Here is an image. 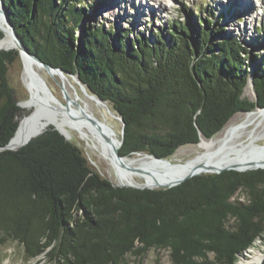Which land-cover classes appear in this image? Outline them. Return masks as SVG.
I'll use <instances>...</instances> for the list:
<instances>
[{"label":"trees","instance_id":"16d2710c","mask_svg":"<svg viewBox=\"0 0 264 264\" xmlns=\"http://www.w3.org/2000/svg\"><path fill=\"white\" fill-rule=\"evenodd\" d=\"M4 2L31 52L78 74L123 118V156L170 158L179 147L197 143L200 131L212 138L236 113L264 107V67L253 75L257 98H245L248 50L234 37L214 40L222 30L207 20L199 19L196 30L170 23L154 41L104 22L88 24L78 35L88 10L99 3ZM18 57L17 49L0 51V146L14 136L23 112L9 81ZM260 239L264 168L138 189L114 184L83 148L52 127L17 150L0 151V246L17 241L28 260L123 264L128 255L166 249L171 264H238Z\"/></svg>","mask_w":264,"mask_h":264},{"label":"rangeland","instance_id":"374dc122","mask_svg":"<svg viewBox=\"0 0 264 264\" xmlns=\"http://www.w3.org/2000/svg\"><path fill=\"white\" fill-rule=\"evenodd\" d=\"M90 1L94 5H97L98 3L99 5L93 11L88 10L90 16L87 21L82 22V25L77 32L78 35L82 34L86 25L104 22L106 27L112 26L116 28H130V31H132L130 35L131 37H134L139 32H143L148 37H151L152 41H154L155 34L159 32H164L165 35L167 34L170 23L176 22V24L178 25H184L187 23L193 30H196V28H199L200 26L198 23L199 19L207 20L208 23L210 22L212 28H214L215 30H222V33L220 35L213 38L214 40L234 37L241 41L242 46L247 48L248 51L245 54L247 60L245 61L244 68L248 71V82L245 85L243 96L250 100H255L257 98L253 75L255 71H258L259 69L264 67V0ZM250 6L251 8L249 10ZM23 71L24 65L22 62V58H20L19 56L9 68V81L11 86L15 89L16 97L20 100H25L29 98V91L31 93V96L32 93L38 95L39 93L43 94V92L37 89L35 83H28L25 81V79L23 78ZM40 74L44 79L47 80V83L52 92L59 99L64 101L62 87L56 81V79L54 77H51L45 69L40 70ZM58 79L63 85L64 90L67 91V93L70 91L72 97H76V93L78 95L84 94V92L81 90L80 85L72 76L65 75L64 78L58 76ZM23 109L24 111L21 114L20 118H22L24 114L30 112L26 108ZM92 111L104 125L108 124L116 131L117 137H120L122 135L123 123L120 119L108 113L104 107L93 105ZM241 113L244 112H238L235 115ZM261 130L263 138L259 140L258 143L264 146V119L261 123ZM220 132H218L216 135H218ZM67 134H69L71 141L83 148L91 164L99 172H101L102 175L109 178L114 184H118L117 176L113 171V168L110 167L109 161L102 156L99 149L97 151L96 148L91 147L88 141L83 139L80 133L76 130H71V132ZM196 144L183 145L179 147L176 152L179 149L184 150L185 152L182 153L181 158L183 161H187L190 157L195 155L192 148L195 149ZM245 165L248 164L245 163L242 166ZM239 196L241 198L245 197L243 192H240ZM248 250L240 255L238 264H247V261L250 257ZM258 250L264 252L263 239L256 241L255 245L250 248V251ZM0 264L52 263L45 259L41 261L36 259L28 260L25 255L24 246L17 241H12L3 246H0ZM123 264H171V260L168 250L150 249L142 258L135 255H128L126 262ZM255 264H264V259L261 260L260 263Z\"/></svg>","mask_w":264,"mask_h":264},{"label":"bare ground","instance_id":"6f19581e","mask_svg":"<svg viewBox=\"0 0 264 264\" xmlns=\"http://www.w3.org/2000/svg\"><path fill=\"white\" fill-rule=\"evenodd\" d=\"M0 28L5 32L4 38L0 42V47H13L10 27L5 22L1 13ZM20 58H22L24 64L23 78L28 83H35L37 89L42 92L35 82L31 68L37 69L38 72L43 68L39 66L36 68V64L25 53L20 55ZM55 74L58 73L55 72ZM68 93L71 99L69 103L54 102L48 98L46 93H39V95L32 93L30 98L22 101V107L30 111L22 119L23 137L34 135L53 125L65 133L76 130L83 139L88 141L91 147L96 148L97 151L99 149L102 156L109 161L119 184H150L156 179H163L162 177L165 173H169L170 176L179 177L193 167H199L200 169L221 168L237 164L239 167L244 168L264 165V146L258 143L263 138L261 130V123L264 119L263 108L258 107L252 111L237 114L215 137L211 139L202 137L196 144V148H192L195 155L187 161H183L181 158L182 153L185 151L179 149L174 153L171 162L186 165L177 167L178 171H175V169H170L163 162L155 161L152 156L146 153L136 154L132 157L127 156L123 160H119L114 155V146L118 144L116 131L112 128L113 131L110 132L103 126L104 133L110 138V140H107L98 127L92 124L86 116L88 114L96 117L92 111V106L97 105L106 108V104L101 102L97 97L85 92L83 95L76 93V97H72L70 91ZM72 101L77 102L79 106L74 105ZM47 103L49 106L52 104L55 108H41ZM19 139L20 136H18L16 142ZM245 163L248 165L242 166ZM248 253L250 257L247 264L260 263L264 259V252L261 250L250 251L249 249Z\"/></svg>","mask_w":264,"mask_h":264},{"label":"water","instance_id":"95a60500","mask_svg":"<svg viewBox=\"0 0 264 264\" xmlns=\"http://www.w3.org/2000/svg\"><path fill=\"white\" fill-rule=\"evenodd\" d=\"M0 13L3 16L5 22L10 27V33H11V36H12V39H13V47H11V48L0 47V51L1 50L17 49L18 52H19V56L22 55L23 53H25V55H27L36 64V68L38 66L39 67H42L43 69H45L50 74L51 77H54L56 79V81L62 87V91H63V95H64V101H62L61 99H59L52 92V90L50 89V87H49V85L47 83V80L43 78V76L40 74V72H38L37 69L31 68L32 69L31 72L34 74V78H35L36 84L41 88L42 92L43 93H46L47 96H48V98L50 100L54 101V102H57V103H60V102L61 103H64V102L65 103H69L70 102L71 99H70L69 94L67 93V91L64 90L63 85L61 84L60 80L58 79V76L61 77V78H64L65 75H70V76H72L78 82V84L80 85L81 90L83 92H85L87 94H91L92 96L97 97L101 102L105 103L106 104V108L105 109L108 112H110L114 117L120 119L122 121V123H123V126H122V135L117 138L118 144L114 146V155L119 160H123L124 157H127V156L121 155V153H120V150H121V148L123 146V143H124L125 121L123 120V118L120 117L115 111H113L108 106V104H107L106 101H104L103 99H101L99 96H97V95H95L93 93H90L87 90L86 85L83 84L80 81V79L78 77V74H68L62 68H60V67H54V66L50 65L49 63H47L44 60H42L38 55H36L33 52H31L30 49L26 47V45L24 44V42L22 41V39L20 38V36L16 32V29L14 27V24H13V22L11 21V19L9 17L8 10H7V7H6V4H5L4 0H0ZM0 30L5 35L4 30L2 28H0ZM4 35L0 39V42L3 40ZM55 72H57L58 74H55ZM30 97H31V93L29 91V98ZM22 101H24V100H20V99H18L16 97V102L23 109L24 107H22ZM72 102H73L74 105L79 106V104L77 102H75V101H72ZM257 107L264 109V107H260V106H257ZM41 108H47V109L52 108L53 109V108H55V106H53L52 104H51V106H49V104L47 103V104H44L43 107H41ZM23 111H24V109H23ZM242 112H248V111H242ZM27 114H24L23 117H25ZM86 116L89 118V120H90V122L92 124H94L95 126L98 127V129L100 130V132L104 135L105 139L110 140V138L104 133L103 126H105L106 129H108L110 132L113 131L112 130V127L109 126L108 124L107 125H103L102 122L99 120V118L97 116L94 117V116H90L88 114ZM23 117L22 118H19L18 128H17L14 136L10 139V141L7 144L0 146V151L17 150V149L25 146L26 144H28L32 139H34V138L40 136L41 134H43L46 130H48L51 127L54 128V129H56V130H58L67 140H70V137H69V135L67 133H65L60 128H58V127H56L54 125L51 126V127H49V128H47V129H45V130H43V131H41V132H38V133H36L34 135H30L28 137H23V134H22L23 133L22 132L23 131L22 130V128H23V126H22V122H23L22 119H23ZM231 118L229 119V121L231 120ZM228 122L226 123V125L228 124ZM18 136H20V139H19L18 142H16L17 139H18ZM199 136H200V140H201L202 137L206 138L201 131L199 132ZM207 139H211V138H207ZM193 144H196V143H193ZM140 153H146L149 156H152L155 161H157V162H163L170 169H175V171H178V168L177 167H179V166H182L183 167L184 165H186V164H182V163H172L171 162L172 156L170 158L158 157V156H156L154 154L147 153V152H137L136 154H140ZM258 168H264V165L263 166H254V167H244V168L243 167H239L237 164H233V165H230V166H224V167H221V168H213L212 167V168H201L200 169L199 167H193V168H190L185 174H183V175H181L179 177H174L172 175L170 176L169 173H165V175L162 177L163 179H161V180L156 179V180H154L150 184H146L145 183V184H142V185H131V184L130 185H126V184H119L118 183L116 185H118V186H126V187H133V188H138V189H159V188L165 189V188H171V187L177 186V185L181 184L182 182L186 181L187 179H190L193 176L200 175V174L220 173V172H222L224 170H230V169H234V170H238V171H248V170L258 169Z\"/></svg>","mask_w":264,"mask_h":264}]
</instances>
